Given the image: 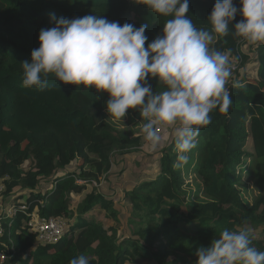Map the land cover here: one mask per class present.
Listing matches in <instances>:
<instances>
[{"label":"trees","instance_id":"trees-1","mask_svg":"<svg viewBox=\"0 0 264 264\" xmlns=\"http://www.w3.org/2000/svg\"><path fill=\"white\" fill-rule=\"evenodd\" d=\"M214 4L189 0L187 15L197 28L211 30ZM234 4L242 7L240 0ZM52 15H102L121 25L134 18L135 27L148 26V42L163 35L171 18L142 0H0V264H69L81 254L90 264H196L199 247H209L224 229L245 227L264 251V44L214 34L210 47L231 50L229 111L210 113L212 123L201 128L183 168L174 167L172 130L152 173L119 182L124 166L117 159L140 152L143 134L106 117L107 92L52 74L43 90L22 86L21 62H31L40 30L55 26ZM242 19L238 14L232 27ZM148 83L154 93L166 88L151 75ZM126 115L146 122L139 108ZM81 155L85 164L77 167ZM244 178L257 191L253 202L244 196ZM9 204L16 209L11 216L3 209ZM33 215L65 218L66 234L42 243L29 225Z\"/></svg>","mask_w":264,"mask_h":264},{"label":"clouds","instance_id":"clouds-1","mask_svg":"<svg viewBox=\"0 0 264 264\" xmlns=\"http://www.w3.org/2000/svg\"><path fill=\"white\" fill-rule=\"evenodd\" d=\"M166 19L163 35L148 42L147 25L109 21L102 15L73 19L51 16L54 27L39 33L40 46L23 61L22 86L43 90L49 75L64 84L94 87L110 96L106 111L117 120L139 108L146 121L143 139L151 151L160 147L161 129L173 128L176 168L188 164L201 128L212 123L210 113H226L233 104L226 84L232 73L230 49L210 47L214 34L230 33L252 45L264 44V0H215L208 17L211 30L197 28L189 13V0H142ZM243 17L232 27L237 15ZM234 30V31H233ZM147 42V47H145ZM227 41L225 40V43ZM158 77L165 90L153 92L148 77ZM250 228L224 229L209 247L201 246L196 264H264V251L253 246ZM69 264H90L79 255Z\"/></svg>","mask_w":264,"mask_h":264},{"label":"rangeland","instance_id":"rangeland-1","mask_svg":"<svg viewBox=\"0 0 264 264\" xmlns=\"http://www.w3.org/2000/svg\"><path fill=\"white\" fill-rule=\"evenodd\" d=\"M134 18L127 20V23L133 24L134 23ZM237 66V65H236ZM106 117L113 121V123H115V125H117L120 129L124 130V131H132L134 134L139 135L142 134L141 129H142V122H139L133 118H131L130 116H125L124 120L123 119H115L113 117H111L109 115V113H107ZM172 127H168L165 126L161 129V135L163 137L162 143L160 145V147H162L165 142H166V138L169 137L170 134H172ZM157 151L153 152L151 151L150 147L148 146L147 142L144 141L143 139V144L140 148V152H136L132 155H127L126 158L124 159H117V163L118 166L123 165V171L120 172L117 181L119 182H125L128 181L130 178L133 177H128V175L130 174L131 176L134 177H138V178H142L145 177V173H148L149 171H151V173L154 171L153 168V161L156 160V155L155 154ZM87 157V155H81L78 159L77 162V167H81L83 166L84 160ZM124 161V162H122ZM121 168V167H120ZM120 168L117 169L116 172L120 171ZM246 169V167H244ZM149 169V170H147ZM143 170H147L146 172L143 173ZM115 174V172L113 173ZM118 183V182H117ZM116 183V185H117ZM243 185H242V190L244 192V196L247 198V200H249L250 202H253L255 196L257 195V191L254 189L253 183L250 181H247L246 178L243 179ZM119 187H121V185H119ZM191 188H195V186L193 185ZM118 193H122L121 190H118ZM1 203V201H0ZM78 201L76 202V207L78 206ZM4 212H9V215H13L15 213V209L13 208V205H7L6 207H3ZM77 209V208H76ZM92 213H96L97 217L99 219H103V215L102 214H98L97 212H92ZM263 232L262 231V227L259 231H257L256 233L258 235H260L259 233ZM143 263H147V261H143Z\"/></svg>","mask_w":264,"mask_h":264},{"label":"built area","instance_id":"built-area-1","mask_svg":"<svg viewBox=\"0 0 264 264\" xmlns=\"http://www.w3.org/2000/svg\"><path fill=\"white\" fill-rule=\"evenodd\" d=\"M26 208L25 205L21 206L22 210L26 211ZM29 225L37 231L38 239L46 244L58 243L67 232V220L63 217L43 218L38 215H33ZM1 231L2 226L0 224Z\"/></svg>","mask_w":264,"mask_h":264}]
</instances>
